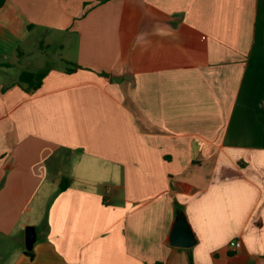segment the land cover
<instances>
[{
	"label": "crops",
	"instance_id": "crops-1",
	"mask_svg": "<svg viewBox=\"0 0 264 264\" xmlns=\"http://www.w3.org/2000/svg\"><path fill=\"white\" fill-rule=\"evenodd\" d=\"M9 242L2 264H264V0H0Z\"/></svg>",
	"mask_w": 264,
	"mask_h": 264
},
{
	"label": "water",
	"instance_id": "water-1",
	"mask_svg": "<svg viewBox=\"0 0 264 264\" xmlns=\"http://www.w3.org/2000/svg\"><path fill=\"white\" fill-rule=\"evenodd\" d=\"M35 241V230L32 227L25 229V248L27 251L32 249ZM169 244L175 247L190 248L194 245V240L189 226L186 224L182 215L178 214L173 225Z\"/></svg>",
	"mask_w": 264,
	"mask_h": 264
},
{
	"label": "trees",
	"instance_id": "trees-1",
	"mask_svg": "<svg viewBox=\"0 0 264 264\" xmlns=\"http://www.w3.org/2000/svg\"><path fill=\"white\" fill-rule=\"evenodd\" d=\"M105 1L107 0H100V2H105ZM67 64L69 65L70 63ZM70 66L71 68L66 69L68 73H71L75 71L77 68H79L78 66L73 64H70ZM46 73H47L46 71L36 72V73L23 71L18 76V83L26 85V89H25L26 92L36 91L38 88H40L42 84V80L46 76ZM68 184H69L68 179H63L60 182L59 190L60 191L65 190L68 187Z\"/></svg>",
	"mask_w": 264,
	"mask_h": 264
},
{
	"label": "rangeland",
	"instance_id": "rangeland-1",
	"mask_svg": "<svg viewBox=\"0 0 264 264\" xmlns=\"http://www.w3.org/2000/svg\"><path fill=\"white\" fill-rule=\"evenodd\" d=\"M42 56H43L42 60L46 61L48 63V65H47L48 67H50V66H59V67L63 66V63L60 61L61 57L59 55V50H57V49L44 50ZM31 58H33V57H31ZM12 246H13V242H9L5 246H0V255L5 257L6 254L13 249ZM0 264H2V263L0 262Z\"/></svg>",
	"mask_w": 264,
	"mask_h": 264
},
{
	"label": "built area",
	"instance_id": "built-area-1",
	"mask_svg": "<svg viewBox=\"0 0 264 264\" xmlns=\"http://www.w3.org/2000/svg\"><path fill=\"white\" fill-rule=\"evenodd\" d=\"M229 248L230 249H232V250H238L239 248H240V243H239V241H237V240H233V241H231L230 243H229Z\"/></svg>",
	"mask_w": 264,
	"mask_h": 264
}]
</instances>
